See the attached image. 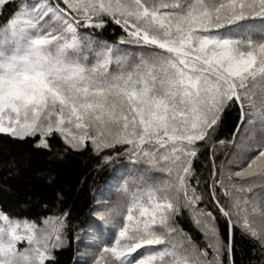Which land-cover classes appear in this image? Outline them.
<instances>
[{
	"label": "snow or ice",
	"instance_id": "obj_1",
	"mask_svg": "<svg viewBox=\"0 0 264 264\" xmlns=\"http://www.w3.org/2000/svg\"><path fill=\"white\" fill-rule=\"evenodd\" d=\"M105 17L122 30L116 42L81 31L102 30ZM59 40L74 61L22 55ZM5 72L13 75L5 80ZM235 108L238 121L219 137ZM0 134L35 138L34 147L48 151L53 134L73 150L86 141L93 152L126 146L104 162L124 155L167 173L153 183L132 175L143 199L121 217L116 242L98 251L95 264H232L237 227L264 250V0L21 4L0 27ZM181 208L206 247L175 224ZM214 211L226 221L227 242ZM66 215L37 226L0 212V264H46L63 243ZM21 240L27 247L18 249Z\"/></svg>",
	"mask_w": 264,
	"mask_h": 264
},
{
	"label": "trees",
	"instance_id": "obj_2",
	"mask_svg": "<svg viewBox=\"0 0 264 264\" xmlns=\"http://www.w3.org/2000/svg\"><path fill=\"white\" fill-rule=\"evenodd\" d=\"M37 0H7L0 6V26L5 23L21 4H34ZM106 24L100 29H81L91 33L96 39L109 43L116 42L122 30L107 17ZM238 108L224 117L219 129V137H229L238 121ZM35 138L21 141L6 134H0V211L14 219L41 224L49 216L65 213V228L62 230L63 243L51 250V258L46 264H80L81 253L86 251V234L93 230L100 239L91 245L98 251L111 247L115 243L118 230L113 224H105L94 213L102 211L116 198V189L121 181L136 173L148 183L163 181L167 173L151 168L144 162L135 163L127 156H116L104 162L105 155L114 156L123 153L126 146L116 145L112 149L93 152L90 141H86L80 150L64 145L58 134L49 138L51 151L36 149ZM61 150L63 158L53 156ZM201 160L206 158L207 149L198 153ZM193 167L199 171L200 161L193 159ZM52 178L49 181V178ZM140 187H144L141 183ZM200 207H205L201 204ZM211 210V206H208ZM216 215L217 230L228 241L229 233L226 221ZM175 224L190 235L199 247H206L203 234L194 225L188 212L181 208L175 217ZM232 264H264V250L259 243L241 230L233 228ZM211 257V249H206ZM137 252H140L138 249ZM136 256V253L132 254ZM224 259V258H222ZM85 264V262H83Z\"/></svg>",
	"mask_w": 264,
	"mask_h": 264
},
{
	"label": "clouds",
	"instance_id": "obj_3",
	"mask_svg": "<svg viewBox=\"0 0 264 264\" xmlns=\"http://www.w3.org/2000/svg\"><path fill=\"white\" fill-rule=\"evenodd\" d=\"M76 42L82 46V40L79 36L76 37ZM64 41H54L48 45L42 46L39 49L29 48L22 55L28 62L40 61L41 63L56 64L63 62L67 64L69 61L75 60V54L72 49L63 48ZM12 73L5 72L3 78L7 80ZM86 82H91L86 81ZM156 195L166 197L168 193L162 189L156 190ZM143 195L141 191L136 189L134 178L132 175L126 176L118 188L116 189V198L111 201L102 211L94 213L103 223L117 225L121 217L126 211L141 202Z\"/></svg>",
	"mask_w": 264,
	"mask_h": 264
},
{
	"label": "rangeland",
	"instance_id": "obj_4",
	"mask_svg": "<svg viewBox=\"0 0 264 264\" xmlns=\"http://www.w3.org/2000/svg\"><path fill=\"white\" fill-rule=\"evenodd\" d=\"M7 1V0H6ZM26 4V3H25ZM19 10V9H18ZM17 10V11H18ZM16 11V12H17ZM15 12V13H16ZM15 13L10 17V18H12L14 15H15ZM9 18V19H10ZM8 21V20H7ZM6 21V22H7ZM6 22L5 23H3L0 27H2V26H4L5 24H6ZM0 212H2V211H0ZM5 214V213H4ZM5 215H7V214H5ZM8 216V215H7ZM9 217V216H8ZM9 219L11 220V219H14V218H11V217H9ZM15 220H17V221H21V222H23V221H25V220H21V219H15ZM122 218L118 221V223H117V225H115V224H113L114 225V227L119 231V229H118V226L119 225H121L122 224ZM0 223H2V222H0ZM42 224V223H41ZM41 224H37V226H40ZM118 235V234H117ZM117 238V237H116ZM86 239L88 240V245H87V248H89V249H87L86 251H83L82 253H81V260H82V262H80V264H83V262H85V264H95V260H94V256H96V255H99V253H98V251L100 250V249H102V248H100V249H98V251H96V250H93L94 248L92 247L93 245H96V243H97V241H99L100 239L95 235V232L93 231V230H89V232L86 234ZM115 242H116V239H115ZM93 244V245H92ZM92 245V246H91ZM25 247H27V241H24V240H21V241H18L17 242V248L18 249H22V248H25ZM92 253V254H91Z\"/></svg>",
	"mask_w": 264,
	"mask_h": 264
}]
</instances>
